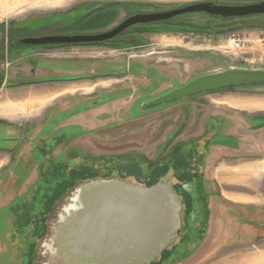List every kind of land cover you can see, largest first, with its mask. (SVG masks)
Instances as JSON below:
<instances>
[{
  "label": "rangeland",
  "instance_id": "1",
  "mask_svg": "<svg viewBox=\"0 0 264 264\" xmlns=\"http://www.w3.org/2000/svg\"><path fill=\"white\" fill-rule=\"evenodd\" d=\"M200 1L242 5L262 0H66L58 4L40 5L38 8H26L22 4L13 8H0V29L6 31L10 26L16 28L25 25L33 28L29 33L35 37L53 35L57 32L53 30L54 26L60 24H52L47 29H35L39 22L33 19L58 17L65 21L61 23H70L82 19L81 16L86 13L88 16L74 29L99 33L133 13L165 11ZM106 5L110 7L106 9ZM70 29L67 26L63 32L67 34ZM129 31H135V34H121L105 42L43 45L28 51L30 61L51 60L54 54H61L64 59H89L94 67L99 65L98 70L102 69L101 72L95 69L92 82L100 79L104 82L91 88H69L67 91L73 93L74 99L72 96L63 98L69 99L63 107L65 111L50 117L52 107L42 118L40 111L28 116L25 137L33 146L30 165L26 170L24 166L27 162H23L13 168L14 171H1L0 203L8 199L13 204L0 207V264H22L25 256L29 258L28 264H51L47 261L44 244L52 235L53 224L57 223L59 212L74 188L108 178L129 186L144 187L148 182L140 174L143 171L149 172L158 156H168L173 145L184 140H187L183 142L187 146H182L184 154L172 151L180 159H183L181 156L185 158L184 164L172 166L165 163L156 168L158 174L161 172L164 175L160 182L179 194L177 201L180 217L177 229L171 240L151 258L144 262L143 259H134L131 264H148L150 260H154L151 264H229L222 261H234L240 256L255 259V256L261 257L264 254V236L260 238L255 234L251 239H248V233L241 237L234 236L235 230H240L242 224L249 222L248 217L241 214H244L247 203H257L256 207L264 209V198L263 202L260 199L264 192V156L262 160L242 165L239 162L250 155L245 147L246 138L238 139L239 146L236 149L228 148L230 145L226 143L230 141L229 134L244 129L251 117L264 121V86L201 93L155 108L144 109L140 106L205 73L231 67L264 69V13L236 18L188 13L165 22L139 24L124 33ZM233 32L246 39L241 51L229 50V35ZM240 56L249 60L255 58L257 61L245 64ZM29 67L24 65L22 68L24 70ZM23 70L19 72L25 73ZM26 73L31 74L30 71ZM50 80L55 81H46ZM10 87L14 93L27 89L23 84ZM6 90L10 89L5 86L0 90V97L8 92ZM90 90V94H83ZM84 95L89 97L85 99ZM234 96L250 98L240 102L227 99ZM101 97L112 98L109 102L111 112L101 116L106 125L92 131L80 126H72L75 128L70 129L62 127L65 119L82 113L81 109L85 108L82 105L88 103L90 98ZM220 98H225L227 104L225 100L224 103L219 102ZM26 111L24 109L20 115ZM117 118L124 120L116 122ZM25 119L17 121L22 123ZM243 120H246L245 124ZM218 130L221 135L219 137L223 139L214 136ZM253 133L257 139L263 140L258 143L264 146V132ZM47 138L52 139L50 147ZM170 138H173L172 143L162 154L161 150ZM250 139V144H253L255 139ZM38 147L44 148L45 154H50V163L41 165L42 156L33 160V152ZM191 150L204 152L199 165L197 153L193 155ZM103 154L108 156V161H101ZM70 156L74 159L68 161ZM134 156L141 161L140 165L130 163V159L126 161L128 157L135 159ZM251 167L253 170H250ZM55 169L59 171L56 177L53 176ZM185 170L191 172L194 183L185 185L176 180L174 174L179 172L181 175V171ZM200 174L202 182L198 180ZM30 178L35 179V185L37 180L39 183L46 180L47 183H43L38 195L43 201L27 209L32 213L28 219L25 217L21 220L17 215L14 222L17 227L14 229L11 222L13 208L16 205L22 206L24 201L20 196L27 190L22 184ZM48 183L56 185L49 196H44ZM238 212L240 218L235 215ZM253 215L254 229L264 227V215ZM181 218L185 221L181 222ZM162 247L166 248V259L163 261L159 260L158 253ZM248 264H264V261L258 259Z\"/></svg>",
  "mask_w": 264,
  "mask_h": 264
},
{
  "label": "water",
  "instance_id": "2",
  "mask_svg": "<svg viewBox=\"0 0 264 264\" xmlns=\"http://www.w3.org/2000/svg\"><path fill=\"white\" fill-rule=\"evenodd\" d=\"M188 13H205L207 15L211 16H218L222 18H236V17H247L254 14H262L264 13V0L254 3H247L242 5H232V4H220L215 3L212 1H200L192 4H187L182 7L165 10V11H158V12H147V13H135L128 17H126L118 26L115 28L105 31V32H99V33H86V34H72V35H46L41 37H29L24 38L21 40V42L25 45H65V44H84V43H96V42H102L105 40L112 39L116 35H118L120 32H122L124 29L138 25V24H145V23H155V22H161L173 19L177 16L188 14ZM247 86H255V87H261L264 86V69L261 68H226L218 71H212L209 73L202 74L201 76H197L191 81L187 82L186 84L173 88L164 94H161L160 96L153 98L152 100H149L148 102L141 103L140 106L144 108H155L159 107L174 101H180L187 98H190L194 95L211 92V91H217L221 89H227V88H237V87H247ZM105 183H118L124 188H130L134 189L138 192L142 193V197L145 194V191L152 190L153 196H163L167 195L170 196L171 199L174 201V207H175V217L173 218V230L169 232L167 237H171L173 233L177 229V224L179 220V205H178V192H174L171 187H169L164 182H160V180L155 184L150 185H144V187H139L136 185H126L123 182L119 180H95L93 182H89L86 184H81L78 187L74 188L72 191V194L68 197L67 202L64 206H62V209L60 212L64 213V208H67V204L71 202L70 200L72 197L74 198L75 195H80L79 201L83 199L82 191L84 187L87 185H98L101 186ZM72 196V197H71ZM78 201V202H79ZM77 202V201H74ZM66 218V214H63ZM59 218V216H58ZM59 221H57L58 223ZM66 219L63 222H60L59 225H63L62 230H60L58 233L60 234L58 238H62L63 231L67 228L65 225ZM96 227L94 228V231L97 233L96 236L92 238L91 234L87 235V240H89L90 243H96L95 246H91L90 250L83 251V249L80 251H68L70 253V257L72 258L70 261L66 260L68 259V256H65L64 259L57 260H47L48 263L51 264H131L134 259H143L142 262H144L146 259L151 258L155 254V252L158 251V249L166 245L170 240H163L165 237L163 232L161 234H157L155 239L151 242L146 243V235L145 232H139V237L142 238V240L136 245V242L134 245L137 246L134 250H128L122 246L121 247V254L116 259L109 261L108 258L105 257V252H108L110 254H116L115 247H118L122 243V236L120 238H115L112 235H115L118 233V230L116 229L119 227L118 225L114 224L112 221H110L105 215L100 216L98 218V222L96 223ZM107 230L108 233V239L109 242L108 246H105V243L107 242L104 240L103 234L106 233ZM121 231V230H120ZM167 234V232H166ZM137 235L135 234V237L133 235V238L137 240ZM158 237V238H157ZM168 237V238H169ZM158 240L160 241L159 245L155 246L154 241ZM163 240V242H162ZM57 244V243H56ZM56 245H54L55 247ZM60 245L55 247V249L59 248ZM72 247V246H71ZM73 248V247H72ZM61 250V249H60ZM166 251V248L162 247L159 250V257L160 255L164 254ZM146 252H150L149 254H146ZM57 255V254H56ZM117 256V255H116ZM51 258V257H50ZM74 263H70V262ZM154 260H150L148 264L153 263Z\"/></svg>",
  "mask_w": 264,
  "mask_h": 264
},
{
  "label": "crops",
  "instance_id": "3",
  "mask_svg": "<svg viewBox=\"0 0 264 264\" xmlns=\"http://www.w3.org/2000/svg\"><path fill=\"white\" fill-rule=\"evenodd\" d=\"M0 1H1L0 8L2 7L13 8L22 4H25L26 8H38L40 7V5L58 4L61 3V1H66V0H0ZM36 63H37L36 73L38 77H41V79L43 80L41 84L40 83H38V85L37 83H35L36 85H33L34 83L23 84L26 85L27 89L25 88L26 90H22L16 93L12 92L11 90L12 87L5 84L0 85L1 91L4 89L5 86L10 89V90H6L9 93L8 92L3 93L4 95L0 97V177L3 175L1 173L3 169L13 170V168L17 167L19 163H23V162L24 163L27 162V165L25 164L26 166L29 165L30 153L33 146H31L32 144L30 145L29 140H27L25 136L28 130L26 121L28 120V116L30 114H38V112L40 111L39 112L40 117L42 118L47 113V110L49 109L50 111V109L53 107L49 115L50 117L56 115L58 114L57 112H61L62 110L65 111L63 107L66 106V101H68L69 99L65 100L63 98H66L67 96H72L74 99V96L72 95L73 93L67 91L69 90V88H77V87L91 88L96 84L104 82L102 79H100V81L98 82H92L91 79L94 74V71L96 68L98 70L100 66L96 65L94 67V63L89 59H78V60L64 59L63 55L54 54V57H52L51 60L42 59V61L38 60ZM99 70L98 72L102 71L101 68ZM47 79H53L55 81L49 82L46 81ZM31 87H34L36 89H33ZM92 90L83 94H90ZM83 97L86 99L89 96L87 97L86 95H84ZM229 98L240 102V101H246L250 97L240 98L234 96V97H228L227 99ZM223 100H225V98H220L219 102L224 103ZM109 107H110L109 103H106L104 105L91 108L90 110H86L75 117L70 116L67 119H65V122L62 124V127L75 128L72 126H80L82 127V129L90 130V131H92V129L93 130L99 129L107 124L103 122L101 116L103 114H108L111 112V111L109 112L110 110ZM55 108L56 109L59 108V109L56 110ZM65 108L67 110L69 108V104ZM24 109H27L26 113L20 115L21 111L23 112ZM35 109L38 110L35 111ZM28 110L30 111L28 112ZM241 110H246V109L242 108ZM20 118H26V119L24 122L18 123L17 120ZM120 120H124V119L120 118ZM250 170H253V167H251ZM34 183H35V179L30 178L29 180H26L22 184V187H27V190L30 191L33 188L32 186L35 185ZM261 195L262 196L260 197V199L261 202H263L264 192H262ZM6 200L4 199L3 201L5 202L2 201V203H0L1 205L0 207L3 206L8 207L13 204L12 201L10 200L6 201ZM246 206H250L251 208L250 209L245 208L244 214L243 213L241 214L242 216L248 217L249 222L242 224L241 227L243 228H240V230H235L234 236L239 235L241 237V235L243 234L246 235L248 233L250 234L249 236L250 238L248 239L253 238L255 234L260 236V238H262V236H264V227L255 230L252 221L254 216L253 214L255 215L260 214V216L264 215V209H262L261 207L260 208L256 207L258 205L257 203L254 202L247 203ZM254 210H257L258 212L254 213L253 212ZM247 212L249 214H247ZM238 213L239 214H235V215L241 217L240 212ZM255 259L248 256L245 257L240 256L238 258H235L234 261H229L228 263L248 264L249 262L250 263L257 262L258 259L259 261L260 259L264 261V254L261 255V257L255 256Z\"/></svg>",
  "mask_w": 264,
  "mask_h": 264
},
{
  "label": "bare ground",
  "instance_id": "4",
  "mask_svg": "<svg viewBox=\"0 0 264 264\" xmlns=\"http://www.w3.org/2000/svg\"><path fill=\"white\" fill-rule=\"evenodd\" d=\"M81 191L83 199L79 201L80 192L74 198L71 196V202L67 204V208H64V213L59 212V218L57 219L59 222L53 224L52 235L49 236L48 242L44 244L45 250H47V260L57 261L68 256L66 260L70 261L72 258L68 251H74L75 253H77L76 251L81 252L82 249L83 251H88L92 245L95 246L96 243H90L87 240V235L91 234L92 238L93 236L97 238L98 235L94 228L97 225L98 218L103 215L119 226L116 228L118 233L112 236L115 238L122 236V243L114 248V250L116 249V254L104 253L105 258H108L109 261L119 257L122 246L126 251L136 249V245L142 240L139 237V232L147 233L145 245L154 240L156 235H160L161 232L165 233L163 240L171 239L167 235L173 230V218L175 217L176 209L170 196H153L152 190H147L142 197L141 192L124 188L118 183H105L101 186L89 184ZM63 214L68 217L66 218ZM65 219L67 228L63 231L62 238H58L57 236L60 235L58 232L63 228V225L59 224ZM104 231H106L103 234L104 240L107 241L109 232L107 230ZM135 234L138 236H136L137 240L133 238ZM135 242L136 245H134ZM154 243L157 246L160 241L155 240ZM54 245H56L55 247L60 246L55 249ZM108 245L109 242L107 241L105 246ZM227 260L225 259L222 262H229Z\"/></svg>",
  "mask_w": 264,
  "mask_h": 264
},
{
  "label": "flooded vegetation",
  "instance_id": "5",
  "mask_svg": "<svg viewBox=\"0 0 264 264\" xmlns=\"http://www.w3.org/2000/svg\"><path fill=\"white\" fill-rule=\"evenodd\" d=\"M109 7H110V5H106V9L109 8ZM133 14H135V13H133ZM84 15H82L81 17H83ZM67 16L70 17V15H67ZM128 16H130V15H127L126 17H128ZM57 18L58 17H45L43 19V18L40 17V18H37V19H33V20H37V22H39L37 24L38 26H36L35 29H44V28L47 29L48 27L52 26V24H60L58 26L56 25L57 27H55L53 25L54 26L53 30L57 31L53 35H72V34L91 33V31H89V30H86V31L82 32L80 30V28L74 29V27H78L79 26L78 24L80 22L84 21V17L82 19L78 18V19H75L73 21H70V23H61V22H65V21L62 20V19H59V18L57 19ZM124 19H122L117 24L113 25L112 27L106 29V31H109V30L115 28ZM29 21H31V20H29ZM166 21H168V20H166ZM161 22H165V21H161ZM155 23H157V22H155ZM67 26L72 28V29H70L69 32L66 34L65 32H63V30ZM134 26H137V25H134ZM134 26H130V27L124 29L122 32H120L115 37L120 36L121 34H123V35H125V34H135V31L134 32L133 31H129L128 33H124V32H126L127 30H129L130 28H132ZM31 29H33V28L30 27V26H25V25H20L19 27H16V28H12L10 26V27L6 28V31H4V30L1 31V29H0V85L5 84V85H8V86H12V85H16V84H28V83H41V82H43L41 77H38V75L36 73V67H37V63L36 62L38 60H34V61L33 60L32 61L28 60V57H29L28 51H30V50H32L34 48H37L38 46H43V45H25V44H23L21 42V40L24 39V38L35 37L31 33H29V31H31ZM95 30L97 31L98 29H95ZM115 37H113V38H115ZM109 40H111V39H109ZM105 41H108V40H105ZM105 41H102V42H105ZM35 53H34V55H35ZM30 62H31V64H30ZM24 65L25 66H30L29 70L28 69H24L23 70L22 67ZM13 67L15 68V70H13ZM19 70H23L25 73H23L22 71L19 72ZM27 71H30L31 74H27L26 73ZM49 82H52V80H50ZM111 97H103V98L101 97V98H96V99L90 98L91 100L88 101V103H86L85 105L84 104L82 105V107L84 106L85 108L81 107L82 108L81 112L86 111V110H90L91 108H94L96 106H100V105H104L106 103H109L112 100V98H113V97L112 98ZM115 116H116V114H115ZM246 116H247V118L248 117L250 118V116H248V115H246ZM118 121H116V122H118ZM245 122H246V120L245 121L243 120L242 123L245 124ZM246 124H247V126L244 127V129L237 130V132L234 133V134L233 133L229 134L230 136L228 138H229L230 141L226 142V143H228L230 145V146H228V148L236 149L237 146H239L238 139L242 140V138H246L247 142L245 144V147H246L247 152L250 155L248 156V158L246 157L244 160L239 162L242 165L250 164V163H254L256 161L262 160V158H263L262 156H264V149H262V148H264V146H262V144L258 143L259 141H263V140L262 139H257V135L255 133H253L254 131H262V132H264V121L263 120L262 121H258V120L253 119V117H251L250 119L247 120ZM219 135H220V132L218 130V132H216L214 134V136L216 137V139H223V137H219ZM251 137L255 139L253 144H250V141H249V139ZM46 140H48L47 145L50 147L49 144H53L52 143V139L51 138H47ZM172 140H173V138H170V140L163 146V148L161 150L162 154L169 148V146L172 143ZM184 141H187V140H184ZM184 141H178L176 144H174L173 147L171 148V152H170V154L168 156H165L164 158H163V156L160 157V158L158 156L156 158V160H154V162L151 164L150 171L149 172L148 171H146V172L143 171V173L140 174V176L143 177V180L147 181L148 184L149 183L155 184L161 178L164 177V175L161 172H160V174L157 173L156 168L158 166H160L162 164H165V163L169 164V165H172V166L173 165L175 166L177 164H181V165L184 164V160L183 159H185V158L183 156H181L183 159H180V157H177L176 155L172 154V151L183 152L182 146L183 145L187 146V143H183ZM223 146H225V145H223ZM225 147H227V146H225ZM46 148H48V147H46ZM257 151L259 153H256ZM190 152H191V154L194 153L193 155H195V153H197V159L196 160H197V165H199L200 160H202V158L204 156V152L203 153L201 151L195 152L194 150H191ZM183 154H184V152H183ZM189 155L190 154H188V156ZM33 156H34L33 160L35 158H37L38 156H42L43 163L41 165H43L44 163H50V161H51L50 160V154H45V149L44 148H40V147L35 148V150L33 152ZM257 156H261V157H259V159H257V158L253 159L252 158V157H257ZM134 158L135 159L128 157V158H126V161L128 159H130V161H129L130 163H136V165H140L141 161L138 160V157L134 156ZM71 159H74V157L70 156L68 158V161L71 160ZM104 159H106L108 161V156H106L105 154H103L101 156V161L105 162ZM186 160H189V158L186 159ZM106 163H108V162H106ZM28 166L25 165L24 168L27 170ZM58 172L59 171L55 169L53 176L56 177ZM179 174H180L179 172L177 174H174V177L176 178V180H179L180 183H184L185 185H189L190 183H194L193 178L191 176V172H189L188 170H185V172L181 171V175H179ZM198 174H199V172H198ZM108 179H110V178H108ZM98 180H101V179H98ZM198 180H201V182L203 181L201 174L198 177ZM42 181H43V179H42ZM43 183H47L46 180ZM43 183H39L38 180H37L35 187L32 186L33 188L30 191L26 190V192H22V194L20 196L23 199V201H24L22 206L20 207L19 205L18 206L16 205L15 206L16 208L15 207L13 208V219H11V222L13 221V228L14 229L17 227V226L14 225V222H16L17 218L20 217V219L22 220V218L24 219L26 217L28 219L30 216H32V213L29 210H27V209L30 208V206H32V205L35 206V204H36V206H38L40 204V202L43 201L38 196L41 193V190H42L41 188L44 186ZM54 185H56V184L55 183L54 184H50V183L46 184V187H45L46 191L43 192V195L45 196V194H47L49 196L51 194V192H52L51 189L53 188ZM43 195L41 194V196H43ZM180 196L182 198H185L182 195H180ZM260 196L261 195H259V197ZM197 199H199V197H197ZM184 205H185V209H186L187 204L185 203ZM17 207H18V209H17ZM245 208L246 209H250L251 207L250 206H245ZM17 211H21V212L16 213ZM233 211L234 210H232V212ZM16 216H17V218H15ZM32 218H34V215H33ZM182 220H184V218L180 219L181 222H182ZM185 225H187V223ZM180 228L182 229V225L180 226ZM14 229H13V231H14ZM23 258L24 259H23L22 264H28L29 263L28 256H25ZM165 259H166V255L165 254H162V256L160 255L159 260L163 261Z\"/></svg>",
  "mask_w": 264,
  "mask_h": 264
},
{
  "label": "built area",
  "instance_id": "6",
  "mask_svg": "<svg viewBox=\"0 0 264 264\" xmlns=\"http://www.w3.org/2000/svg\"><path fill=\"white\" fill-rule=\"evenodd\" d=\"M229 50L232 52L241 51L245 47L246 39L241 36L240 34L233 32L229 35ZM240 59L243 60L245 64L255 63L257 61L255 58H250L249 60L247 57L240 56Z\"/></svg>",
  "mask_w": 264,
  "mask_h": 264
},
{
  "label": "trees",
  "instance_id": "7",
  "mask_svg": "<svg viewBox=\"0 0 264 264\" xmlns=\"http://www.w3.org/2000/svg\"><path fill=\"white\" fill-rule=\"evenodd\" d=\"M88 15H84L83 17L84 18H86ZM232 87H230V88H227V89H231ZM221 90H223V89H221ZM133 168H138V166H134ZM150 184H152V183H149V184H147V185H150Z\"/></svg>",
  "mask_w": 264,
  "mask_h": 264
}]
</instances>
